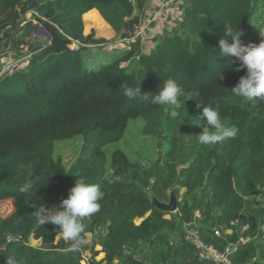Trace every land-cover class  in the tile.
Segmentation results:
<instances>
[{
    "label": "trees",
    "instance_id": "obj_1",
    "mask_svg": "<svg viewBox=\"0 0 264 264\" xmlns=\"http://www.w3.org/2000/svg\"><path fill=\"white\" fill-rule=\"evenodd\" d=\"M145 7L146 0H0V46L18 35L29 14L43 21L52 38L30 53L26 68L0 74V201L14 203L0 218V264L5 256H15L17 264H82L91 248L88 264H146L132 252L142 243L148 264H264V205L249 207L250 223L238 228L249 198L264 183V103L252 105L232 94L246 69L237 71L239 61L218 49L229 26L241 29L244 45L264 39V0H190L179 29L155 39L150 49L143 50L138 39L112 62L84 67L82 49L107 42L85 35L84 20L101 33L111 27L128 35ZM169 78L183 90L176 118L166 106L129 101L121 87L139 82L142 92L155 95ZM197 103L218 106L222 121L239 128L238 136L201 145ZM138 117L145 135L168 140L169 147L148 167L115 149L108 170L103 146L120 139L128 121ZM78 134L84 139L81 153L65 167L54 155L55 142ZM76 174L103 193L100 211L84 219L82 233L88 240L89 233L105 228L94 242L101 250L89 240L71 250V241L50 223L37 226L32 215L40 205L51 208L66 198ZM26 180L34 184L27 197L17 191ZM173 187L185 189L187 197L176 212L159 209L153 198L166 202ZM196 212L202 240L225 252L229 263L201 258L186 237L182 222ZM177 229L173 241L169 233ZM100 252L104 256L97 260Z\"/></svg>",
    "mask_w": 264,
    "mask_h": 264
},
{
    "label": "clouds",
    "instance_id": "obj_2",
    "mask_svg": "<svg viewBox=\"0 0 264 264\" xmlns=\"http://www.w3.org/2000/svg\"><path fill=\"white\" fill-rule=\"evenodd\" d=\"M264 37V33H260ZM241 29L236 31L232 27L223 30L218 41V49L221 56H233L238 61L237 71L246 69V74L239 78L238 83L230 90L236 97L242 98L252 105L264 103V39L258 44L244 45L240 40ZM229 38L231 42H229ZM155 40V39H154ZM232 63V62H231ZM223 78L222 72L219 76ZM123 94L129 101L139 98L149 101L151 104L166 106L170 116L176 118L179 113L176 109L182 108L181 98L183 90L174 79H167L159 88L158 94L142 92L139 82L135 86L121 85ZM199 121L202 127L198 134V142L201 145L211 146L223 143L227 139L236 138L239 128L235 125L227 126L221 118L219 107L201 106ZM77 175V179L69 189L66 198L58 205L46 208L40 205L32 213L37 226L52 224L63 236L64 240L71 241V250L75 251L88 244V240L82 235L85 232V218L92 217L100 211L99 201L103 198L100 186L89 182L84 176ZM20 195L31 196L34 184L26 180L17 189ZM15 239V237H13ZM6 264H17L15 256H5Z\"/></svg>",
    "mask_w": 264,
    "mask_h": 264
},
{
    "label": "rangeland",
    "instance_id": "obj_3",
    "mask_svg": "<svg viewBox=\"0 0 264 264\" xmlns=\"http://www.w3.org/2000/svg\"><path fill=\"white\" fill-rule=\"evenodd\" d=\"M86 23V22H85ZM90 27L91 32L94 34L95 38H105L107 41L116 39L119 35L110 27V30L101 33L99 29L92 24H86V28ZM48 34V29L44 25L42 20L37 19L32 14L27 15V20L21 25V30L16 37L11 39H6L5 43L7 45L0 46V74L4 70L5 66L15 60L18 57H22L30 54L35 48L45 45L44 36L45 33ZM86 33V31H85ZM165 34L162 35V37ZM161 36V35H160ZM162 37L158 38L161 39ZM16 38V40H13ZM19 39L22 40L19 42ZM146 38H141V42ZM158 40H152L153 46L158 42ZM103 42L99 44H88L87 47L83 48L81 51L82 59L84 62V67L98 69L102 65L112 62L120 54L119 51L111 50L107 51L103 48ZM150 49V48H149ZM122 65H124L122 63ZM136 64L134 63L133 66ZM144 119L143 117L131 118L128 121V125L124 131L123 136L113 142H110L103 146V149L107 153V168L110 170L112 153L115 149L124 150L130 159L139 161L144 167H148L159 157L161 151L167 149L170 145L168 140L160 141L157 137L152 135H145L143 133ZM84 139L83 135L78 134L71 138L60 139L55 142L54 155L59 159L65 167H69L80 155L82 150ZM171 191H175L176 198L178 202H183L187 197L185 189H178L173 187L169 190V198ZM167 200L166 202H168ZM254 205H264V183L260 185L258 195L249 198L247 209L242 213L239 219V230H243L247 224L250 223L251 217L249 216V207ZM14 209L13 200H3L0 201V218L12 212ZM140 222V219L136 220ZM182 230V229H181ZM105 228H99L95 233H89L87 235L90 245L94 250H101L100 245H94L95 240L98 236L104 233ZM171 239L176 241L180 235V229L175 232L169 233ZM60 236L57 237L59 240ZM31 243L39 245L41 242L31 238ZM129 250V248H128ZM93 253L92 248L85 253L86 260L82 264H88L87 259L90 258ZM142 258L146 264L149 262L147 246L142 243V248L136 252ZM104 253L100 252L96 259L100 260L103 258ZM105 264V263H102Z\"/></svg>",
    "mask_w": 264,
    "mask_h": 264
},
{
    "label": "built area",
    "instance_id": "obj_4",
    "mask_svg": "<svg viewBox=\"0 0 264 264\" xmlns=\"http://www.w3.org/2000/svg\"><path fill=\"white\" fill-rule=\"evenodd\" d=\"M189 1L190 0H146V21L143 22V24L140 23L136 26L132 34H120L116 39L103 43V48L107 51L116 50L119 52H125L126 50L132 48L133 41L135 40L149 38V40L152 41L162 37L163 34L171 33L179 29L180 20L182 19ZM133 2H135V0H133ZM44 40V46L51 44L52 38L49 33H45ZM79 45V42H73L71 47L73 49H78ZM29 58L30 54L18 57L9 62L3 71L14 72L23 70L29 64ZM176 211L177 210L173 212ZM199 219L200 214L196 212L194 219L182 222V229L184 230L188 240H190L197 247L201 258L211 259L216 263H229V259L225 252H219L216 248L206 244L202 240L199 231ZM244 229L242 231H244ZM215 234L221 235L222 230L216 229ZM240 240L245 241L248 240V238L241 235ZM226 251H228V249Z\"/></svg>",
    "mask_w": 264,
    "mask_h": 264
},
{
    "label": "water",
    "instance_id": "obj_5",
    "mask_svg": "<svg viewBox=\"0 0 264 264\" xmlns=\"http://www.w3.org/2000/svg\"><path fill=\"white\" fill-rule=\"evenodd\" d=\"M153 202L159 209L165 211H175L178 206V199L176 198L175 191H171L168 202L160 201L157 198H153Z\"/></svg>",
    "mask_w": 264,
    "mask_h": 264
},
{
    "label": "crops",
    "instance_id": "obj_6",
    "mask_svg": "<svg viewBox=\"0 0 264 264\" xmlns=\"http://www.w3.org/2000/svg\"><path fill=\"white\" fill-rule=\"evenodd\" d=\"M146 18H147V12L146 10L144 9L142 11V17H141V23L143 24V22L146 21ZM84 20V18H83ZM86 31V33H85ZM89 33H91V30H90V27L87 29L86 28V23H85V20H84V34L85 35H88ZM153 46V43L151 42V40H149V38H146L144 39L143 42H141V48L143 50H148L149 48H151ZM132 251V250H131ZM136 256L140 257L138 254H136L137 251H132Z\"/></svg>",
    "mask_w": 264,
    "mask_h": 264
}]
</instances>
